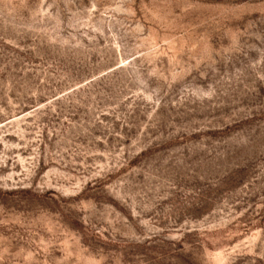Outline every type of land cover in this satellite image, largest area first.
Listing matches in <instances>:
<instances>
[{"label":"rangeland","instance_id":"374dc122","mask_svg":"<svg viewBox=\"0 0 264 264\" xmlns=\"http://www.w3.org/2000/svg\"><path fill=\"white\" fill-rule=\"evenodd\" d=\"M0 264H264V0H0Z\"/></svg>","mask_w":264,"mask_h":264}]
</instances>
